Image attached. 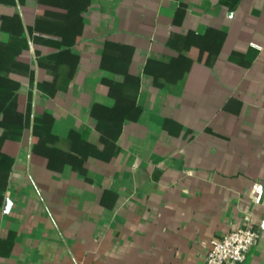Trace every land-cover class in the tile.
Here are the masks:
<instances>
[{
	"label": "crops",
	"instance_id": "obj_1",
	"mask_svg": "<svg viewBox=\"0 0 264 264\" xmlns=\"http://www.w3.org/2000/svg\"><path fill=\"white\" fill-rule=\"evenodd\" d=\"M0 50L31 119L2 144L0 264H204L246 225L264 264V0H0ZM42 114L98 156L50 165Z\"/></svg>",
	"mask_w": 264,
	"mask_h": 264
},
{
	"label": "trees",
	"instance_id": "obj_2",
	"mask_svg": "<svg viewBox=\"0 0 264 264\" xmlns=\"http://www.w3.org/2000/svg\"><path fill=\"white\" fill-rule=\"evenodd\" d=\"M5 57L6 51L0 50V129L3 130L0 134V188L8 185L13 167L12 158L2 152V144L6 139L17 134L20 129L29 126L31 121L29 113L22 114L18 111L17 91L19 84L1 75L2 66L5 65ZM53 122L54 118L49 114L37 115L33 127L34 151L46 156L50 165H52L54 157L63 159L67 153L69 155L81 154L84 157L98 156L96 151L89 152L76 146L80 140L75 133H71L67 138L54 136L51 133ZM67 143L69 146H66ZM84 144L88 145L85 142Z\"/></svg>",
	"mask_w": 264,
	"mask_h": 264
},
{
	"label": "built area",
	"instance_id": "obj_3",
	"mask_svg": "<svg viewBox=\"0 0 264 264\" xmlns=\"http://www.w3.org/2000/svg\"><path fill=\"white\" fill-rule=\"evenodd\" d=\"M258 241L259 235L252 226L235 227L207 243L204 264H245Z\"/></svg>",
	"mask_w": 264,
	"mask_h": 264
},
{
	"label": "rangeland",
	"instance_id": "obj_4",
	"mask_svg": "<svg viewBox=\"0 0 264 264\" xmlns=\"http://www.w3.org/2000/svg\"><path fill=\"white\" fill-rule=\"evenodd\" d=\"M3 130L2 129H0V134H1V132H2Z\"/></svg>",
	"mask_w": 264,
	"mask_h": 264
}]
</instances>
